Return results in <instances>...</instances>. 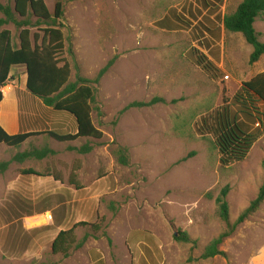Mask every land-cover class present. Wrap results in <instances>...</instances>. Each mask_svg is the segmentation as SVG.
<instances>
[{
    "label": "rangeland",
    "instance_id": "1",
    "mask_svg": "<svg viewBox=\"0 0 264 264\" xmlns=\"http://www.w3.org/2000/svg\"><path fill=\"white\" fill-rule=\"evenodd\" d=\"M56 1L62 2L70 29H64L63 56L73 65L70 82L75 81L76 70L68 50L79 75L87 79L118 57L97 86L91 113L102 138L59 144L41 136L20 149L0 145V162L32 148L55 151L42 160L12 162L0 175V208L19 200L40 213L21 219L14 228L0 227V264H62L64 257L51 253V243L60 230L79 222L101 229L94 238L89 227L76 228L77 241L88 236L80 249L70 250L77 264L102 256L111 258L112 264H122L120 259L128 264L127 246L137 258L133 264H264V202L223 240L219 255L202 258L206 247L227 230L218 199L227 201L233 225L264 185V126H257L259 138L247 158L229 167L220 166L212 140L197 135L194 127L202 116L230 100L243 82L264 72V56L250 64L251 47L240 34L223 29L224 15L233 13L242 0H206L216 9L211 18L221 40L203 51L209 57L215 52L217 60L211 59L223 74L218 81L187 60V52L197 48L190 31L155 26L171 13L191 19L190 11L196 14L199 8L208 15L199 0H44L50 13ZM3 29L10 31L13 46L18 47L19 29L13 24ZM30 29L31 35L37 31ZM255 29L264 43V16ZM14 69L6 87L18 92L21 132H75L74 118L46 108L25 89V69ZM153 98L163 102L118 117L129 103ZM85 145L91 151L80 153ZM117 147L128 150V166L116 161ZM28 169L61 182L23 176L21 171ZM71 176L79 191L69 185Z\"/></svg>",
    "mask_w": 264,
    "mask_h": 264
},
{
    "label": "trees",
    "instance_id": "2",
    "mask_svg": "<svg viewBox=\"0 0 264 264\" xmlns=\"http://www.w3.org/2000/svg\"><path fill=\"white\" fill-rule=\"evenodd\" d=\"M208 15H203L199 8L196 14L190 11V18L184 15L171 13L155 23L160 30L175 31L188 30L197 48L187 52V60L201 70L213 81L222 79L223 74L214 60H217L215 52L211 53V59L203 49L209 50L220 40V32L217 24L211 18L215 14V8H209L206 0H199ZM0 28L13 24L19 29V45L14 47L11 41V33L7 29L0 31V103L3 99L2 89L7 86L14 68L25 69V89L33 96L39 98L42 104L53 112H66L76 122L75 133H63L55 131H30L26 130L15 135L7 134L0 126V145L8 148L20 149L28 140L36 137L47 136L59 144L73 143L79 139L100 140L102 133L94 126L91 113L96 103V90L102 78L112 68L117 56L110 58L98 71L93 79H87L79 75V67L75 63V56L68 50L69 56L74 62L76 70L75 81L70 82L72 64L65 59V32L70 31L65 24L63 4L56 1L53 13H50L44 0H12L11 4L0 2ZM264 16V0H242L233 13L223 17V29L229 33L240 34L247 45L251 47L249 63H256L264 56V43L259 38L260 34L255 30L254 23ZM34 18L35 22L31 19ZM195 22V23H194ZM194 23V24H193ZM44 25V29H39ZM30 28L37 31L31 35ZM163 102L160 98H153L148 102H132L126 105L119 113L134 108L151 107ZM257 126H264V72H260L250 80L241 84L230 100L212 112L202 116L194 125L195 132L200 137H209L218 154L221 167L243 162L250 153L259 135ZM73 150V149H71ZM91 147L85 145L79 149L80 153H89ZM128 150L117 147L113 155L122 166L129 165ZM55 151L47 147L42 149L32 148L16 153L9 161L0 162V175L4 174L12 162L21 164L30 159L42 160L48 156H54ZM23 176H38L43 178L53 177L54 181L61 182L59 177L36 173L32 169L21 171ZM69 185L75 191L81 187L74 177L69 179ZM226 192V190H225ZM225 192L223 193L225 195ZM264 202V185L250 206L239 216L233 225H229V212L226 200L218 199V211L220 218L227 224V230L214 239L205 249L202 258H212L219 255L218 247L223 240L230 236L235 228L249 215L257 210ZM40 214L33 212L30 205L13 200L0 208V227L14 228L21 219ZM89 227L93 237L99 233L101 227L98 224L79 222L66 230H60L51 243V253L68 257L72 248L80 249L88 236L80 241L76 240L75 230L78 227ZM108 244L112 241L106 234Z\"/></svg>",
    "mask_w": 264,
    "mask_h": 264
},
{
    "label": "crops",
    "instance_id": "3",
    "mask_svg": "<svg viewBox=\"0 0 264 264\" xmlns=\"http://www.w3.org/2000/svg\"><path fill=\"white\" fill-rule=\"evenodd\" d=\"M211 1H215V0H211ZM257 20H259V19H257ZM256 21L254 23V28H255ZM257 32L260 34V36L262 35V33L260 31H257ZM24 82H26V75L25 74H24ZM6 88H9V87H5L4 89H6ZM3 90H2L3 99L0 103V124L2 125V127L4 128V130L6 131L7 134L15 135V134H18L21 132L20 103L18 100V92L15 91L13 87L9 88V90L7 92H5ZM29 105H30V101H29ZM75 132H76V130H75ZM75 132H73V133H75ZM127 254L129 255V259H128L127 263L133 264L134 259L137 260V258H135V256L134 257L131 256V253L129 251L128 246H127ZM72 258L73 257L70 255L68 257H64L62 264H70V263L77 264L79 260L78 259L74 260ZM120 260H121L122 264H126L124 262V259H120ZM112 262L113 261L111 258H108L106 260V258L103 256L100 258H94V259L88 258L87 259V264H100V263L112 264Z\"/></svg>",
    "mask_w": 264,
    "mask_h": 264
},
{
    "label": "bare ground",
    "instance_id": "4",
    "mask_svg": "<svg viewBox=\"0 0 264 264\" xmlns=\"http://www.w3.org/2000/svg\"><path fill=\"white\" fill-rule=\"evenodd\" d=\"M9 89L8 88H6V89H4L3 91H5V92H7Z\"/></svg>",
    "mask_w": 264,
    "mask_h": 264
},
{
    "label": "water",
    "instance_id": "5",
    "mask_svg": "<svg viewBox=\"0 0 264 264\" xmlns=\"http://www.w3.org/2000/svg\"><path fill=\"white\" fill-rule=\"evenodd\" d=\"M13 70H16V69H13Z\"/></svg>",
    "mask_w": 264,
    "mask_h": 264
}]
</instances>
